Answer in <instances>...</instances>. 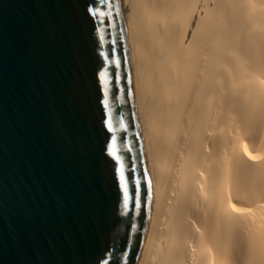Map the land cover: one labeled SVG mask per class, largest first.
I'll list each match as a JSON object with an SVG mask.
<instances>
[{"label":"water","instance_id":"1","mask_svg":"<svg viewBox=\"0 0 264 264\" xmlns=\"http://www.w3.org/2000/svg\"><path fill=\"white\" fill-rule=\"evenodd\" d=\"M150 197L119 0H0V264H137Z\"/></svg>","mask_w":264,"mask_h":264},{"label":"bare ground","instance_id":"2","mask_svg":"<svg viewBox=\"0 0 264 264\" xmlns=\"http://www.w3.org/2000/svg\"><path fill=\"white\" fill-rule=\"evenodd\" d=\"M150 187L137 264H264V0H119Z\"/></svg>","mask_w":264,"mask_h":264},{"label":"snow or ice","instance_id":"3","mask_svg":"<svg viewBox=\"0 0 264 264\" xmlns=\"http://www.w3.org/2000/svg\"><path fill=\"white\" fill-rule=\"evenodd\" d=\"M101 2H103V0H101ZM85 11L91 13L93 16H98V17H104L105 13L103 11H100V9L96 8L94 6L92 7H88V5H85ZM95 27V26H93ZM117 63V67H119V61L116 62ZM114 81H115V85H118L119 83V75L118 73H116L114 71ZM100 79L101 81L104 83L105 88H104V92H105V96L107 95V83H108V73L106 71L100 72ZM114 85V86H115ZM105 106H107V102L105 101ZM101 123L102 125L104 124V120H103V116L101 117ZM107 127L109 129V131H112V126H111V122L108 121L107 123ZM121 127H124L123 122H121ZM108 152L110 153V155H112L113 157H116V149H115V139L113 138L112 143L110 146H108ZM117 160H119V157H116ZM119 180H120V188L123 189V207L125 209H127L128 207V201H129V192H128V185L125 182V178H124V171H123V167L121 166L119 169ZM130 179H132V182L134 184L133 187V194H134V200H135V206L137 208L140 207V198H139V180H135L131 177L130 175ZM122 249L120 251V254H116L114 253V259H112L111 264H121V256H122Z\"/></svg>","mask_w":264,"mask_h":264}]
</instances>
